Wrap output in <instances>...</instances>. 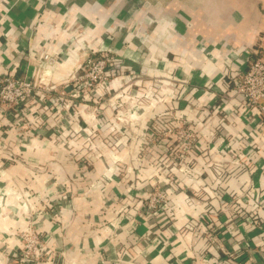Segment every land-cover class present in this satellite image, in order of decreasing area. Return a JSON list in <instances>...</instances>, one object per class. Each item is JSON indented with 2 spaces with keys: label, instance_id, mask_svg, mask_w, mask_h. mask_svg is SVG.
I'll return each instance as SVG.
<instances>
[{
  "label": "crops",
  "instance_id": "obj_1",
  "mask_svg": "<svg viewBox=\"0 0 264 264\" xmlns=\"http://www.w3.org/2000/svg\"><path fill=\"white\" fill-rule=\"evenodd\" d=\"M257 47L264 52V0H0V75L42 73L44 82L67 90L73 75L83 74L79 66L86 55L106 52L117 71H125L98 87L87 106L75 108L74 122L61 121L60 141L43 136L27 142L21 137H30L33 122L19 129L0 117V264H204V258L230 251L232 243L238 249L242 239L253 250L239 248L240 263L263 264L262 223L243 227L217 217L219 204L210 193L221 184L224 198L252 187L255 199L237 203L264 218V127L245 171L235 170L219 181L209 166L222 143L231 146L226 158L248 146V123L238 114L236 99L227 105L233 110L224 120L229 131L220 126L222 111L221 116L212 114L214 124L200 134L203 151L189 160L201 181L197 188L201 203L187 205L183 192L169 197L175 214L171 225L162 226L166 247L152 243L157 222L144 213L138 195L151 188L157 170H137V165L150 161L136 140L109 145L99 138L114 128L121 131L134 117L137 122L127 130L137 134L142 123L154 117L180 121L181 109L187 112L185 120L204 119L220 96L231 91L227 74L245 68ZM44 54L54 56V63L46 66ZM117 82H129V89L115 92ZM154 87L166 89L155 106L146 95ZM116 98L138 107L117 117ZM44 112L42 117L51 126L48 122L57 115L52 107ZM105 120H113L117 127ZM69 130L75 133L71 139L66 138ZM82 132H92L94 155L86 162L90 168L65 153L88 147ZM212 136L210 145L207 140ZM106 142L109 149H117L118 159L97 155L96 149ZM156 161L151 158L152 164ZM37 164L50 166L39 170ZM178 176L179 186L195 188L188 178ZM202 212L221 231L210 246L194 230ZM3 229H15V235H6ZM23 231L29 239L39 236L44 261L23 254Z\"/></svg>",
  "mask_w": 264,
  "mask_h": 264
},
{
  "label": "built area",
  "instance_id": "obj_2",
  "mask_svg": "<svg viewBox=\"0 0 264 264\" xmlns=\"http://www.w3.org/2000/svg\"><path fill=\"white\" fill-rule=\"evenodd\" d=\"M258 49L257 47L254 51L255 55L247 60L245 68H237L233 74H227V77L232 81L231 91L227 92L226 96L225 94L224 96L223 94L220 96L219 102L210 107V113L204 119L195 121L185 120L183 115L187 112L181 109L178 117L180 121L172 122L173 117H166L164 119L154 117L152 121H145V123H142L136 142L140 147V152L148 161L151 162L152 157L157 159V161L153 162L152 165L148 164V162L145 166L141 165L140 167L137 165L136 168L138 171H144L145 173H149L150 169L153 171L158 169V175L155 176L156 179L152 183L151 188H145L138 193V195L142 197L141 208L144 213L150 217L153 215L152 219L157 222V225L154 227L155 237L152 240L153 244H161L162 247L168 245V240L162 233V226H168L173 223L172 218L175 214V204H173L169 198L171 194H178V192L187 194L185 202L190 206L201 203V199L197 197V188L200 186L201 181L192 170V167H190L189 160L192 158L195 159V156H199L202 153L203 142L200 139V134L208 130L209 127L214 124L212 114L218 116L223 115L222 119L219 121L220 126L229 131V123H224V120L228 117V114L233 111L231 107L227 106L232 99L237 100L236 107L238 108V114L248 123V125L245 126L248 146L244 151H241V153L226 158L224 153L226 151L231 152V146L229 143H222L223 145L221 144V147L217 149V156L212 159L209 166L213 176L219 181H223L228 174H231L235 170L242 172L247 169V165H249L248 159L255 152V141L257 138L261 137L264 127V124L261 122V119L264 118V53ZM110 55L109 52L86 55L82 67L79 66L83 74H74L72 77L74 81L71 80V85H75L72 91L69 89L68 91H56V87L58 86L44 82L41 75L42 73H39L38 76L34 75L31 77H21L15 75V73L0 75V117L9 118L12 125L19 129H23L26 125L33 122L35 127L34 129L31 128L28 133L29 136L36 135V130H38L36 128L45 126V123L42 120L40 121L38 117L44 115V109L46 108L52 107L57 115L56 119L65 122L67 117H70L71 114L74 116V114L77 113V107L80 105L87 106V102L92 99L91 96L93 92H95L98 87L106 85L109 76L112 77V79L118 77L113 76L116 72V68L113 62L114 59ZM42 60L46 61L47 66L54 63L55 57L44 54ZM165 91L166 89L164 88L158 89V94L155 95L153 101L150 100L149 104H154L155 106L162 101L161 99ZM152 94L153 91H148L146 95L152 99ZM177 97H179V95H177ZM221 111L222 113H220ZM127 112L128 111L119 108L116 115L120 117L122 114H127ZM117 117H115V119H117ZM134 119L130 120V124L127 126L133 125L132 122H137L133 121ZM108 124H110L109 121ZM127 126L125 127L126 130L128 129ZM221 127H218L217 130L221 129ZM242 133H244L243 130L236 136L240 138ZM21 138L27 142L30 141V137L25 135H22ZM142 139L148 141V147L150 146L149 149L143 144L144 142ZM174 140L175 142H173ZM213 140L214 136L210 137L207 142L213 145ZM153 148L158 150L160 156H154ZM130 168L131 167H128L129 172L131 170ZM161 168H164V170L161 171ZM172 168H175L176 171L171 172L169 169ZM178 174L184 178H188L195 188H191L188 184L183 183V185L179 186ZM219 186L210 189V193L217 199L219 204L217 210V215H219L217 217L225 216L226 222L232 221L243 227H246L247 224L260 227L259 223L261 220H259L258 223V220H255L252 214L237 203L238 201L246 202L250 199H255L257 194L252 191L253 188L250 187L239 195L228 194V197L224 198L221 194V191L224 189H218ZM193 224L195 225L194 230L197 237H199V239L203 238L209 246L214 242L216 235L221 234L219 228L211 224L210 217L204 212L199 215L198 219L195 220ZM26 232L27 231H23L22 233L27 243L25 246L29 251L30 245L33 244V249L30 250V252H34V254L37 255V250L45 249V247L37 234L34 235L35 237L29 239ZM242 243L245 249L253 250L244 239H242ZM233 244L234 243H232L233 248L224 255L204 258L203 263L242 264L240 260L237 259V250L242 246L236 249ZM262 244L264 246V235L262 236ZM38 246L40 247L38 248ZM260 250H262V247ZM24 252L27 253L25 249ZM261 263L264 264V258ZM253 264L260 263L258 260H255Z\"/></svg>",
  "mask_w": 264,
  "mask_h": 264
},
{
  "label": "rangeland",
  "instance_id": "obj_3",
  "mask_svg": "<svg viewBox=\"0 0 264 264\" xmlns=\"http://www.w3.org/2000/svg\"><path fill=\"white\" fill-rule=\"evenodd\" d=\"M264 53V52H263ZM86 57V56H85ZM84 57V58H85ZM120 72V73H119ZM117 71V69H116V72H115V74L113 75V76H118V75H120V74H124L125 73V71H124V73H123V69L121 70L120 69V71ZM75 75H77V73L75 74ZM142 76H144L143 74H141ZM112 79V77H108V79ZM139 78H141V77H139ZM72 81H74V80H72ZM138 85H140V82H138L137 83V86ZM46 86H49V85H46ZM102 86H105V85H102ZM74 87H75V85H71V88L69 89L70 91H72V90H74ZM123 87H126V88H128L129 89V82H127L126 84H124V83H116L115 84V92H118L119 91V89H121V88H123ZM162 89V88H161ZM157 90H158V87H154V89H153V94L151 95V101H153V98H155V95L156 94H158V92H157ZM56 91H58V92H60V91H68V89L66 90L65 89V87L63 86V87H56ZM121 98V97H120ZM117 99L118 98H116V101H115V103H114V106H115V108H123V110H128V109H132V108H134V107H138L137 105H136V103H132L133 105H131V103L128 101V102H124V101H122V103H121V99L120 100H118L117 101ZM137 103H138V105H139V102L137 101ZM117 105H118V107H117ZM126 108V109H125ZM71 117V118H70ZM70 117H67V122L68 123H71V122H74V121H72L73 119H75L74 118V116H73V114H71L70 115ZM38 118H40V121L42 120L43 122H45L46 121V118H44V117H42V116H40V117H38ZM53 119L54 120H56V121H53ZM134 121H137V120H134ZM112 124H114V125H116V123H114V121L112 120V121H110ZM48 123H51L52 125L51 126H49L48 124H46V122H45V126H42L41 128H36V129H38V130H36L37 132H36V135H31L30 136V140H31V138H34V137H36V139L37 138H39V137H43V136H51L52 138H53V140H56V141H60V139L62 138V131H61V124L60 123H62L61 122V120H59V119H55V117H51V121L50 122H48ZM132 123H135V122H132ZM63 124V123H62ZM104 124H107L108 126H112L113 128L114 127H117V126H113V125H110V124H108V121H104ZM127 123H125V125H126ZM47 127H50L51 128V131H47L46 132V130H48V128ZM68 128V127H67ZM69 129V128H68ZM123 129L124 130H126L125 129V127H123ZM121 130V131H117V129L116 128H114V129H112L111 131H109V133L108 134H105V133H101L100 134V139H107L106 141H109V145H111V144H113L114 145V143H121V141H124L125 139H127L128 141H131V140H138V134L136 133V132H134V130H126V131H124V130ZM64 130V129H63ZM75 132V131H74ZM83 134L82 135H84V136H82L83 138H84V143H86V146L88 145V147H86V149H80V151H78V152H75V153H72V152H70L69 151V149H67V151H65V153H67V155H71L72 157H75V158H77V159H79V161L82 163V164H79V166H83V167H88V168H90V164H87L86 162L87 161H90V155H91V153L93 154V152H92V148H91V143H92V141H91V135H92V132H90V133H84V132H82ZM72 134L74 135L75 133H73V131L72 130H69V133H67L66 134V138H68V139H71V138H73L72 137ZM136 134H137V136H136ZM109 135V136H108ZM126 140V141H127ZM142 141L144 142L143 144L146 146V147H148V141H145V139H142ZM106 144V145H105ZM102 143V146H100V148L101 149H96V151L97 152H99V154H97V155H99L100 157H103V158H113V159H118L119 158V156H117L116 155V151H117V149L115 148V149H112V148H110L109 149V147L107 146V144H108V142H106V143ZM137 146V145H136ZM150 147V146H149ZM149 147H148V149H149ZM114 150V151H113ZM153 150V154H154V156H156V157H158V156H160V154H159V152H158V150L157 149H155V148H153L152 149ZM95 151V152H96ZM94 155V154H93ZM84 164V165H83ZM148 164H150V165H152V163L151 162H148ZM50 165H41V164H37V168L39 169V170H43L45 167H49ZM52 167V166H51ZM79 170V169H78ZM158 170V169H157ZM162 170H164V168H161V171ZM125 172H128L129 173V170H128V167L125 169ZM3 233L4 234H6V235H15V229H9V232L8 231H6V230H4L3 229ZM27 243H23L22 245H23V249H25V251L27 252V253H23L25 256H28V257H33L35 260H36V262H42V261H44V253H43V251H44V249H40V250H37L38 251V253H37V255L36 254H34V252H30V250H32L33 249V244H31L30 245V247H29V251H28V249L26 248V245ZM40 246H38V248H39Z\"/></svg>",
  "mask_w": 264,
  "mask_h": 264
},
{
  "label": "trees",
  "instance_id": "obj_4",
  "mask_svg": "<svg viewBox=\"0 0 264 264\" xmlns=\"http://www.w3.org/2000/svg\"><path fill=\"white\" fill-rule=\"evenodd\" d=\"M254 55H255V54L251 55L250 58H252ZM261 120H262L261 122L264 124V118H262ZM173 142H175V140H174ZM253 218H255V220H258V221H259V218H262V217H257L256 215H253ZM262 219H264V218H262ZM260 223H262V228H263V230H264V220H263V221L261 220Z\"/></svg>",
  "mask_w": 264,
  "mask_h": 264
}]
</instances>
